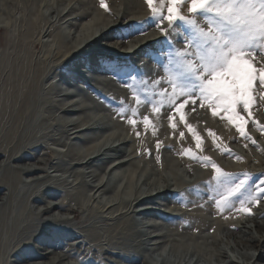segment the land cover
<instances>
[{
    "label": "bare ground",
    "instance_id": "obj_1",
    "mask_svg": "<svg viewBox=\"0 0 264 264\" xmlns=\"http://www.w3.org/2000/svg\"><path fill=\"white\" fill-rule=\"evenodd\" d=\"M52 1L49 4L48 0H0V155L3 156L0 159V264H12L14 242L38 227L35 221L44 205L42 200L34 196L37 189L55 193L56 201L64 208L61 213L72 215L73 219L79 221L72 228L81 233L98 253L110 250L111 254L107 258L113 264H127L128 261L131 264H151L145 255L158 251L162 246H166V258H162L160 264H251L248 256L252 250L260 252L257 260L264 264V251H261L264 246V206L254 205L256 213L252 216L238 211L218 212L214 203L208 200L210 193L206 182L211 180V167L206 168L194 161L198 166L188 165L186 171L178 169L193 161L181 154V149L191 148L203 155L195 149L192 137L183 123L174 132L166 116L157 118L150 108L141 106V112L150 114L155 129L150 125L145 130L141 125L136 129L140 132L137 138L129 125L114 119L112 111H109L115 110L120 99L125 101L127 107L133 106L130 89L118 88L111 81L100 82L106 88L105 92L92 87L104 98L103 103L92 104V109L104 113L100 119H96L86 113L87 106L78 102L65 106L61 100L54 98H57L56 93L59 92L57 88L43 86L51 70L54 74L64 62L68 64L70 60L71 63H77L79 57L75 61L72 59L77 52L135 57V53H129L128 49L136 48L145 39L151 42L157 38L159 33L155 28L152 29L156 32L149 33L147 38L133 35L127 40H120L113 37L125 25L150 17L151 12L144 0H106L109 12L99 6V0ZM63 5L65 8L59 10ZM43 9L47 10V15ZM87 19L92 20V23L85 25L82 21ZM62 25L65 26L63 29L60 28ZM123 47L128 48L127 51L113 53ZM103 60L100 59L99 67L93 65V69L104 72L102 67H108L109 62ZM144 63L148 64V61ZM149 67L155 68L157 65L152 63ZM108 105L112 107L108 108ZM204 113H207L206 117ZM185 114L187 122L200 135H206L205 129H213L222 138V146L224 142H235L237 134L233 128L224 123L218 125L212 116L211 120L208 117L211 115L210 110L199 108L197 112L189 113L186 107ZM76 115L78 118L72 119ZM175 119H178V115ZM116 128L132 131V140L137 141L131 149L132 154L122 153L118 149L127 145L124 135L118 133L106 137L104 143L110 144L101 142L98 148L88 147L91 153L73 152L70 141L88 144L94 140L95 132ZM150 130L161 132L160 137H150ZM179 131L185 132L184 138L179 137ZM41 139L64 144L67 149L61 155L70 159L72 163L69 165L74 167L62 169L63 163L60 160L54 164L50 163V159L37 160L41 157V149L32 145L28 147L27 144ZM157 140L161 141L160 150H169L174 156L164 157L163 176L159 177L155 170H150L149 176L159 178L148 181L144 178L143 182L126 181L123 189H115L116 183L109 178L111 172L121 171L124 174L126 168L130 172L138 168L134 156L136 150H143L152 144V150L157 151ZM203 141L206 155L225 171L247 172L253 176L264 173V159H255L252 162L254 168L248 166L251 163L249 154H243L242 160L234 159L233 162L223 164L213 152L224 154L212 148L211 139L205 137ZM113 158L116 160L107 175L100 176L96 171L88 170L94 167V161H101L99 166L96 164V169H99L106 160ZM20 163H23L22 166H18ZM47 165H52V172L63 170L67 175L43 183L33 178L29 185L22 181L23 176L28 178L35 173H42ZM185 175L189 179H184ZM21 186H26L25 191H19ZM144 187L152 193L147 196ZM145 193L147 197H156L152 199L154 203L160 199L174 204L175 199L183 210L176 215L161 214L147 206L138 210L140 207L136 206L145 200L141 198ZM44 199L50 201L51 196ZM240 216L247 218L241 219ZM158 219L166 220L170 228L163 221L157 222ZM49 244L51 248L38 253L41 258L39 264H77L60 245L54 242ZM149 246L151 249L147 250ZM227 251L232 256L227 255ZM115 256L121 258L122 262L114 260ZM92 259L99 260L101 257L95 255Z\"/></svg>",
    "mask_w": 264,
    "mask_h": 264
},
{
    "label": "snow or ice",
    "instance_id": "obj_2",
    "mask_svg": "<svg viewBox=\"0 0 264 264\" xmlns=\"http://www.w3.org/2000/svg\"><path fill=\"white\" fill-rule=\"evenodd\" d=\"M144 2L151 12L150 17L125 25L113 37L120 40L133 35L147 38L149 29L155 28L159 33L157 38L151 42L145 39L136 48L128 49L129 53H135V57L77 52L72 59L79 57V61L74 65L62 64L54 73H60L59 79L53 80L50 76L49 81L56 85L62 83L68 92L78 91L80 85H88L85 73L92 72L93 65L99 67L103 58L109 62V71L100 74L111 75L130 89L133 101L129 108L120 99L115 110L109 111L114 119L129 125L137 138L140 132L136 129L141 125L145 130L150 125L155 129L150 114L140 110L144 106L150 108L157 118L166 116L174 132L183 123L195 149L203 152V137L187 122L185 108L189 113L204 108L211 111L212 117L234 127L237 134L234 140L243 142L244 148L249 145L258 148L257 140L247 128L250 125L257 127L264 134V124L253 117L254 110L264 106V0ZM99 6L109 12L106 0H99ZM145 60L148 64L144 63ZM152 63L157 67H149ZM93 93L100 95L95 89ZM176 115L178 119H175ZM205 131L214 150L242 160L230 147L222 146V138L213 129ZM152 134L156 136L158 132L154 130ZM179 137L184 138L185 132L179 131ZM160 148L161 141L157 140L158 161ZM181 154L206 168L211 167V180L206 182L210 193L208 200L214 203L218 212L238 211L252 216L253 206L264 201V173L253 176L247 172L225 171L211 157L198 154L191 148L181 149ZM0 159H3L2 155ZM34 196L44 205L35 221L38 227L14 242L12 264H39L38 253L51 248L49 242L55 241L60 242V248L77 264H113L107 258L110 250L98 253L81 233L71 227V221L60 215L64 208L56 201L55 193L37 189ZM47 196H51L50 201H45ZM259 254L256 250L249 254L251 264H262L257 260ZM95 255L101 259L93 260Z\"/></svg>",
    "mask_w": 264,
    "mask_h": 264
},
{
    "label": "rangeland",
    "instance_id": "obj_3",
    "mask_svg": "<svg viewBox=\"0 0 264 264\" xmlns=\"http://www.w3.org/2000/svg\"><path fill=\"white\" fill-rule=\"evenodd\" d=\"M48 2H49V4H52L53 3L52 0H48ZM62 8H65V6L64 5L63 6H60L59 7V10H62ZM43 10H44L43 13H45V15H47V13H46L47 10L46 9H43ZM185 11H186V9H185ZM15 15L18 16V14H15ZM91 21H90V19H87L86 21H82V22L85 25H87L88 23H92ZM17 25H18V23H16V26ZM64 27H65L64 25L60 26L61 29H63ZM153 30L154 29H149V33L156 32V31H153ZM65 31H68V30L65 29ZM48 40L51 42L50 38ZM127 49L128 48H124L123 47V48H120L118 50H114L113 53L114 54H117V53L121 54V52H125V51H127ZM103 61L105 62L107 60L104 59ZM71 62L72 61L70 60V62H68V64L69 65L75 64V63H71ZM257 66H259V65H257ZM102 68H103L104 71H109V69H108L107 66H104L103 65ZM54 73H55V71H54ZM57 73H59V72H57ZM57 73L54 75L53 72H52V70H51V74L48 76V80L46 79V81L43 83L44 88H48V86H50V85L52 87L57 88V90H59V92L56 93L57 94V98L54 97L55 99L61 100L63 103H65V106L66 105H69V104H73L75 102H78L79 104H81L83 106H87L88 107V110L86 111V113L89 116H91L92 118H96V119H98L99 117L101 118L104 113L102 111H100L99 109H96V108H93L92 109L91 108L92 107V104H94L93 102H96L97 104H101V103H103L104 98H102L100 96H99L100 97L99 98L98 96H96V94L93 93V91H92L93 90L92 87L93 88L96 87L98 90H104V92H105L106 91V88L104 86H102L100 82L111 81L113 84L115 83L114 85L117 86L118 88L127 89L123 85H121L117 81H115L116 79L113 76H111V75H102V74H100L101 71H98V70H95L94 69L92 72H86V74H85L86 76L84 77V79H86L88 81V85H80L78 91L68 92L66 90L65 86L62 83L59 84V85H56V84H54V83H52V82L49 81V77L50 76L53 77V80H58L60 73L58 75H57ZM89 75L91 77H89ZM127 90H129V89H127ZM108 106H109L108 108H111L112 107L110 105H108ZM207 113H204L205 114V117L207 116ZM211 116L212 115H210L208 117L212 120ZM72 117H73L72 119H74V120L78 118L77 115L76 116H72ZM253 117L260 124H264V106L263 107L261 106L260 108L254 110ZM61 119L63 121H66V119H64L63 117ZM61 119H60V121H62ZM215 121H217L216 123H218V125H220V123L226 124L225 122H222L219 118H216ZM228 127L229 128H233V130L235 132L234 127H232V126H228ZM247 130L250 132V134L253 136V138H255L257 140V143L259 145L258 148L249 145V148L246 149V148L243 147V142H236V141L235 142H224V145H227L228 147H230L232 149V151L235 152L240 157H243L242 156L243 154H245V155L249 154L250 157H251V163L248 166L249 167L251 166V168L252 167L254 168V164L252 162L255 161V159H264V134H261L258 131V128L257 127H254V126H251V125L247 128ZM115 133H118L119 135L120 134H123L124 135V138L127 140V142H126L127 145L126 146H122V147H120L118 149L121 150L122 153L126 152L127 154L128 153L129 154H132L131 149H132L133 146H135L137 144V141L132 140V135H133L132 134V131H130L129 129H125V128H123V131H121L120 128H118V129L117 128L116 129H109V130H104V131H97V132H95L96 136H95L94 140H92L88 144H81L79 141H76V140L70 141L71 144L73 145V152L74 153H81L82 152V153H85V154L91 153L92 150H87L88 147L97 146V148H98L100 146V143L101 142L104 143V141H105V139H106V137L108 135L115 134ZM152 133H153V131L150 130L148 132V135L150 137L154 136ZM160 134H161V132L158 133V135H157L158 138L160 137ZM201 136L203 138L208 137L207 136V133H206V135H202L201 134ZM43 141H45V142H43ZM132 141L134 142L133 145L130 144ZM106 143L107 144H110L108 142H106ZM106 143H104V144H106ZM55 144L51 140L50 141H47L45 139H41L38 142L28 143L27 146L30 147V145H32L34 147H37L38 150H40V149L42 150V152L40 150L41 157L39 156V159L37 158V160H40V159L41 160H49L50 159L49 161H50V163L52 162V164H54V163H56L57 161L60 160L63 163L62 169L68 168V167H72L73 165L72 166L69 165V164L72 163L70 161V159H68L67 157L65 158V157H63V155H61V154H63L66 151L67 147L64 144H60V143H55ZM115 145H118V143H116ZM151 145L152 144H150V147L144 148L143 150L142 149L141 150H138V149L136 150L134 156H135V160H136L135 162L139 166L138 168H135L131 172L129 171L128 168H126V171H125L124 174L121 171L111 172L112 175L109 176V178L112 179L111 181L113 183H116L115 189H117V190L123 189L126 181H133L134 182L135 180H138L139 182H143L144 178H147V181H148L149 179L159 178V177H162L163 176V173L162 172H163L164 164H165L164 157H167V156L168 157H174V156L170 153L169 150L162 149V150H159L160 159L158 161L156 159L157 151L152 150ZM48 150H51V152H54L52 156H50V153L51 152H48ZM149 152L151 153V155L148 154ZM46 153H48L49 155L46 154ZM206 153H207V150H203L202 154L203 155H206ZM42 154H43V156H42ZM213 155L216 156V157H218L220 159L219 162H221L223 164H226V162H228V161H232V162L234 161V158L228 157L226 155H219L216 152H213ZM123 158H124V156H123ZM114 160H116V158H113L112 160H110V159L109 160H106L105 161V164L103 165V167H101L99 169H96V164H98V166H99V164H100L101 161H94L93 162L94 167H91L88 170H94L100 176L107 175V173L111 170L112 164H114L113 163ZM28 162H30V161H28ZM22 164L23 163H20V165H18V166H22ZM195 164L196 163L194 161H192V163L191 162H187V164H185V165L183 164L182 166L178 167V169L179 170H185L186 171L187 168H188V165L195 166ZM196 165L198 166V164H196ZM50 166L52 167V165H47L45 167L46 168L45 171H43L42 173L41 172L35 173L33 177H28L27 178V176H23L22 177V181L24 183H27L28 182L27 185H29V181H31L33 178L36 179V180H40V182L43 183L44 181H50L49 179H52V180H56V179H59V178L61 179V178L65 177L67 175V174H65V172L63 170L57 171V172H52V171H54V169H50ZM263 169H264V167H263ZM150 170H155L156 173H157V175L159 177L158 176L157 177H154L152 175L149 176L148 173H149ZM173 170H175V169L173 168ZM166 173H168V172H166ZM45 175H47V176H45ZM119 175H121V177H118ZM160 175H162V176H160ZM138 178H140V179H138ZM184 179H189V178H188V176L185 175L184 176ZM24 185H26V184H24ZM25 188H26V186H21L19 188V191L20 192L21 191H25ZM124 191L125 190H123L122 192H124ZM144 191H146L147 196H148L149 193H152L151 191H149L146 188L144 189ZM146 193L143 195L144 197L143 196L141 197V198H143L145 200L143 202L137 204V206H136V207H140V208H138V210H141L142 208H146L145 206H147V208H150L151 210L155 209V210L159 211L161 214H167V215H169V214L176 215L177 213L178 214L181 213V210H183L182 209V206L180 204H178V201H176V200H175V203L174 204H172V203L169 204V202L167 203L166 201L160 200V199L159 200H155V203H154V202H152V199H156V197H154V196L151 197V198L150 197H147L146 196ZM88 194H89V192L86 193V195H88ZM123 194H125V193H123ZM259 204H261V205L264 206V201H261ZM259 204H258V206H259ZM254 210L255 209L253 208V213L254 212L256 213V210L255 211ZM60 215L62 217L68 218V220L71 221V227L73 225L74 226H77V224H78L79 221H76L75 219H73V216L72 215H69L67 213H60ZM241 217L243 218V216H240L239 218H241ZM244 218L246 219L247 217H244ZM138 219L141 220L140 218H138ZM142 221H148V220L142 219ZM156 221L157 222L158 221L159 222H162L163 221V224L165 226H167V227L170 228V226H169L168 222H166V220H164V219L159 220L158 219ZM50 243L53 244V242H50ZM54 243L60 245L58 241H55ZM149 249H151L150 246L147 248V250H149ZM165 250H166V246H162L158 251H156L154 253H150L149 255H145L146 256L145 258H146L147 261H149V262L151 261V264H160V260L162 258H166ZM261 251H264V246L261 248ZM158 254L160 255V257H158ZM162 255H164V256H162ZM227 255L232 256V254L229 251H227ZM113 258H114V260H116L119 263L122 260L121 258L119 259V257H117V256H115ZM189 260H191V259H189ZM190 264H193V262H190Z\"/></svg>",
    "mask_w": 264,
    "mask_h": 264
}]
</instances>
